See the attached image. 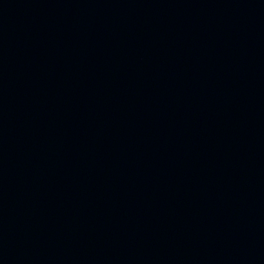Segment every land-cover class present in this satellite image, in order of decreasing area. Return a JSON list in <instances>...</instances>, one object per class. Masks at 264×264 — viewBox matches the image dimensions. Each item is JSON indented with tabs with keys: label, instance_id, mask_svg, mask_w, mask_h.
<instances>
[{
	"label": "water",
	"instance_id": "1",
	"mask_svg": "<svg viewBox=\"0 0 264 264\" xmlns=\"http://www.w3.org/2000/svg\"><path fill=\"white\" fill-rule=\"evenodd\" d=\"M0 264H264V0H0Z\"/></svg>",
	"mask_w": 264,
	"mask_h": 264
}]
</instances>
